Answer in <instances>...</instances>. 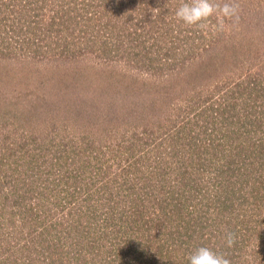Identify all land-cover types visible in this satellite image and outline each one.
Masks as SVG:
<instances>
[{"label":"rangeland","instance_id":"rangeland-1","mask_svg":"<svg viewBox=\"0 0 264 264\" xmlns=\"http://www.w3.org/2000/svg\"><path fill=\"white\" fill-rule=\"evenodd\" d=\"M184 2L0 0V264H264V0Z\"/></svg>","mask_w":264,"mask_h":264},{"label":"clouds","instance_id":"clouds-1","mask_svg":"<svg viewBox=\"0 0 264 264\" xmlns=\"http://www.w3.org/2000/svg\"><path fill=\"white\" fill-rule=\"evenodd\" d=\"M175 16L185 25L196 26L201 30L209 28L208 20L215 16V31L226 30V22L231 21L233 25L239 21V4L236 0H225L220 3L217 0H187L176 10ZM236 242L233 232L225 234L226 246L231 248ZM189 264H231V260L226 254L214 251L206 246L197 248L190 253Z\"/></svg>","mask_w":264,"mask_h":264},{"label":"trees","instance_id":"trees-1","mask_svg":"<svg viewBox=\"0 0 264 264\" xmlns=\"http://www.w3.org/2000/svg\"><path fill=\"white\" fill-rule=\"evenodd\" d=\"M238 184H239V183H238ZM239 185H240L241 187H243V186H242V183L239 184ZM252 187L255 188V183L252 184ZM245 189H246V186H245ZM229 197H230V196H229ZM234 202H235V200H234ZM14 204H17V203H14Z\"/></svg>","mask_w":264,"mask_h":264}]
</instances>
